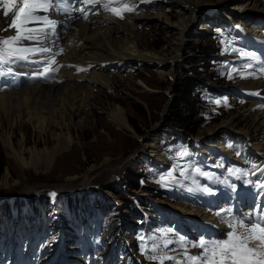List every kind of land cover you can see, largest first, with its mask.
Masks as SVG:
<instances>
[{
  "label": "rangeland",
  "instance_id": "rangeland-1",
  "mask_svg": "<svg viewBox=\"0 0 264 264\" xmlns=\"http://www.w3.org/2000/svg\"><path fill=\"white\" fill-rule=\"evenodd\" d=\"M123 1L128 0H122L114 7L120 13V15L116 16L121 19L133 13V11L125 10V6L131 8L130 2L124 3ZM226 2L228 7L236 3L235 0H226ZM250 3L251 6L253 5L252 7L256 5L264 9V0H250ZM219 6L221 5L215 3L199 8L192 30L190 32L188 30L187 51L177 62H172L169 59L161 66H158L157 63H140L134 66H124L120 69L113 68L114 72L111 75L113 78H110L113 83L111 89L104 87H101V90L98 88L94 89L91 103L93 105L85 109L78 120L75 117L73 119L71 117L70 120L64 119V124H71V126H75L78 121V133L73 126L72 146L56 154L54 158L51 159L48 152L57 146V142L52 140L50 134L46 135L47 142H44V140L40 139L39 132L27 120L21 121L23 124L22 128L19 127L15 130L13 129V131H10L9 128L4 129L5 135H2L1 132L0 138L5 139L7 134H11L16 144L24 140L25 148L22 150H11L0 146V264H32L33 262L42 264V258L48 254L47 250L50 246L48 242L50 239L49 234L51 235L52 233L50 229L54 226L55 222L53 226L52 222L55 216L56 218L59 216L65 219L60 216L62 213L59 214L57 212L55 215L57 209L56 207L52 209L51 201L43 203L48 211L52 209L47 218L44 217L40 199L42 198L43 202L44 198L48 197L47 191L50 192V189H53L52 193H60L58 191L60 190L62 192L76 191L77 194L81 189L88 193L94 188L113 190L117 195L115 200H117L119 205L123 206V210L126 212L125 223L122 227L120 226L122 232L132 241L131 245H133L135 252L139 256H143L144 264H160L161 260H163V264H180L175 259H169L171 256L162 250L169 249L180 242L178 245L180 248L193 247L194 244H197L203 238L197 239L195 237L193 239L186 237L184 231L177 226L175 221L169 222L165 216V221L163 219L162 221L156 220V215L159 214L158 209L163 213H167L165 212V207L169 205L186 207L190 204L177 205L154 201L158 208L153 207L154 213L148 211L144 213L140 208L133 215H130L127 200L134 199L136 193H139V191L132 190L131 185L140 179L139 173L141 169L148 167V165L142 164L152 163L155 166L157 163L153 162L154 159H164L166 166L162 171L158 165L157 167L160 170L154 167L157 171L152 169V174L145 178L148 183L150 184L154 180L152 176L156 174V177L158 176L155 179L157 189L174 188L178 190L187 202L202 203L201 206H196V208L206 209L214 213L219 220H222L221 217H224L225 211L223 213L221 212L223 210L215 211L217 205L212 202V198L209 200L210 205H205V201L208 199L205 188L208 190L210 187H215L217 190L226 191L234 183V178L240 179L245 187L253 191L264 185V159L256 161L247 157V152L251 148L254 149V146L253 142L251 144L247 142L246 145V137L243 134L237 135V137L227 135V144L232 151H237L239 156L235 154V151L233 153L241 163L234 162L228 165L225 158H219V160L216 159L217 161H214L215 164L200 165L197 164L196 160L194 173L187 172L185 171L186 168H184L185 161L190 162V160L188 158L185 159L184 155H187L189 150L182 140L187 142L188 139L198 138L200 134H203V139L206 137H210L209 139L217 138V136L221 137L219 134H212V137L207 133L208 129L216 127L233 117L239 123V130L249 128L251 119L247 113L254 101L261 100L250 89L249 91H252V93H242L247 89L245 86L252 81L264 79V60H260L256 51L249 48L252 46L250 43L246 45L250 32L246 33V35L241 33L244 37L239 35L235 36V38L231 37L229 39L231 43L228 44L224 42L225 39L229 38L225 29L232 31L233 27L231 25L220 26V30L216 28L214 31H219V34L214 33L212 35L202 29L205 21L223 23V20L214 19L215 14L210 13V10ZM145 11L152 14L151 9L147 8ZM161 11L169 20L165 19L166 22L175 24L184 19L183 11L171 4L162 7ZM247 14L248 17L251 15L254 17L255 15L253 12ZM99 17L96 16V18ZM257 18H253V20H257ZM161 22V20L151 19L138 25L144 42L150 45V53L173 48V36ZM206 25L208 24L206 23ZM0 29H4L3 24ZM209 31L212 32L211 30ZM2 35H5L4 30L0 31V38ZM29 46H31L29 42L23 44V48H28ZM216 50L218 52L210 53ZM173 56V54L170 55V57ZM187 77L198 83V85H204L206 89L209 88L213 91L215 88L217 91L214 95L208 94L199 98L197 91L192 90L189 92L191 98L188 99V103H185L186 100H183L182 94L186 91L182 89L184 80ZM45 85L48 86V84ZM7 88L10 87L8 86ZM218 91L221 92L219 99L215 98L218 97ZM117 107H121L126 113V121L129 126L126 129L112 123L110 113ZM191 109H194L195 113L197 109L199 110L198 114L193 116L192 124H189L186 128H179L176 116L178 114L185 115L184 113L188 112V110L192 111ZM57 120L56 122H60L59 119ZM80 121L84 127H79ZM173 130H177L178 135L170 138L172 134H175ZM156 131L157 133L155 134ZM166 133L168 135L164 139L163 148H161L159 140H162L164 137L161 136ZM154 134L158 138V150L153 161L150 158L152 150L146 149L142 155L135 158L134 162H129L128 159L131 156L141 152L143 146H147L154 140ZM157 134L158 136H156ZM102 137L104 139L101 140ZM189 144L191 145V143ZM192 146L194 145H191L192 152H195L200 162L203 163V160L198 156L197 148ZM246 146L247 149L245 151ZM77 147L78 154L69 157L68 154L73 151L72 148ZM158 151L159 155L157 154ZM240 157L246 159V161ZM106 160L110 161L108 166L112 167L105 165ZM140 165H142V168L139 167ZM172 165H175V176L171 172H167ZM187 166L194 167L192 160L191 164L187 163ZM241 166L248 167V169H240ZM162 173L164 174L160 175ZM85 175L90 177V182L84 183L83 177ZM76 176H78V181L71 182V179ZM162 178H168L169 180L167 181L174 182L173 184L169 182L166 184L161 181ZM211 183L217 184L219 187ZM198 186L201 187L199 188ZM151 192L160 195V192L157 193L156 188H153ZM34 194H37V206L41 212L38 217L31 216L30 209L26 204L21 206L24 217L20 218L19 222L14 219V216L12 217V212L9 215L5 204L7 203L10 206L13 197L18 198L21 195L28 197V195L34 196ZM61 195L63 194L61 193ZM72 195L67 194L65 200L67 201L69 196V206L74 208V206L78 205L79 207L81 201L78 196L74 198V195ZM97 195L92 194L90 200L94 206L100 207L98 216L95 217L93 209L86 204L85 208L87 211L85 210L78 216V214H74L73 210L71 219L68 220L72 232V240L68 241V236L66 240V229L62 228L59 232V237H63V244L65 245L66 243V249L69 248L68 251L75 252L67 257L81 259L82 257L80 256H83L89 264H102L101 258L106 252L107 244L112 241L117 243L119 240V230L113 232V227L111 229L116 209H112L110 205L102 206L96 200ZM170 196L175 199L179 198L178 193H170ZM85 201H88L86 197ZM165 201L168 202L167 199ZM58 202H63L64 204V198L62 196L58 197ZM4 209L5 217L2 216ZM226 214L227 220H229L233 214L231 206L226 210ZM192 221L195 227V222L194 220ZM222 221L226 222L224 218ZM163 227L170 228L175 233V236L173 232L166 231ZM160 228L162 229L160 230ZM230 228L229 224H227V229L229 230ZM156 229H158L159 234ZM108 232L115 233V237L112 239L111 236H108L107 243L105 235ZM227 233L229 232H225L224 235L214 237L211 240H226L228 238ZM236 234L239 235L237 231ZM183 237L184 239L182 240ZM92 240L96 244V248L88 246V241ZM138 240L140 241L139 244ZM127 245L129 246V244ZM152 257H155L156 262H153L154 259ZM104 264L138 263L132 256L122 261L116 254V256L111 258L108 257V263Z\"/></svg>",
  "mask_w": 264,
  "mask_h": 264
},
{
  "label": "bare ground",
  "instance_id": "bare-ground-1",
  "mask_svg": "<svg viewBox=\"0 0 264 264\" xmlns=\"http://www.w3.org/2000/svg\"><path fill=\"white\" fill-rule=\"evenodd\" d=\"M120 1L122 0H105L106 5L112 6L110 11L103 4L101 11H97V13L101 12L99 18L95 17L91 22L76 23L67 34L61 35L62 46L65 49L64 55L44 58V61L49 64L63 65L58 77L52 83L48 84V86L41 84L23 86L21 89L0 93V134L2 132V135H5L4 129L9 128L10 131H13V129L15 130L19 127L22 128L23 124L21 121L27 120L39 132L40 139L44 140V142H47L46 135L48 136L49 134L52 140L57 142V146L48 152L51 159L56 154L69 149L73 143L74 125L64 124V119L70 120L71 117L72 119L75 117L78 120L82 116L83 111L93 105L91 103L94 89L98 88L101 90V87L111 89L113 83L110 78H113L111 76L114 72L113 68L120 69L124 66H134L140 63H157L158 66H161L169 59L172 62H177L187 51V39L195 22L196 13L204 5L220 4V8L217 7L210 10V13L215 14L214 19L223 20V23L233 26L239 32H250V41L254 43L255 49L259 52V58L264 60V9L256 5L252 7L250 0H235L236 3L231 7L226 6V0H148V2L128 0L141 13L127 15L122 17L123 19L116 16L113 11L114 6ZM167 4L176 6L183 11L184 19L175 24L166 22L165 19L168 20V18L161 11V8ZM146 8H151L152 14L147 13L145 11ZM249 12L255 13L254 17L252 15L248 17L247 13ZM253 18H257V20H253ZM151 19L161 20V24L169 30L174 40L173 48L150 53V45L144 42L138 25ZM4 22L5 19L0 16V26ZM24 27L21 31L22 36L28 34L23 29H28L29 27ZM202 29L204 30L205 27ZM171 54L174 56L170 57ZM53 59L55 63H51ZM245 87L256 90L264 96V79L251 82ZM247 114L251 119L249 128L239 130V123L233 117L216 127L208 129L207 133L212 137L214 134H219L221 137L217 136V138L213 137L211 139L206 137L203 139V134H200L198 138L188 139L187 143H191L197 148L198 154L203 161L208 158H212L215 161L220 157H224L226 164L230 165L234 162H241L237 157L238 155L236 153L237 156L234 155L233 151L227 148L226 137L227 135L237 137V135L243 134L246 137V142L249 144L253 142L254 146V149L251 148L247 152V157L261 161L264 159V105L262 101L254 102ZM110 118L112 123L120 128L126 129L129 127L126 121V113L121 107L113 109L110 113ZM57 119L60 122H56ZM74 127L78 133V121ZM79 127H84L81 121ZM221 138H223V141ZM102 139L104 138L102 137ZM157 139L155 137L147 146H143V150L131 156L128 161L134 162L135 158L142 155L146 149L152 150L150 153H152L151 157L154 158L158 150ZM0 146L11 150H22L25 148V141L21 140L16 144L13 136L11 137V134H7L5 139L0 138ZM72 150L68 154L69 157L78 154V147L72 148ZM154 163H157L156 166L158 165L161 170L166 166V161L162 158H158ZM105 165H110V161L106 160ZM77 178L78 176L70 178L71 182L78 181ZM90 180L87 175L83 177L84 183L90 182ZM206 192L211 196L212 202L217 205L218 209L226 211L230 205L231 208L235 207L237 213L245 217H248V212L251 210H256L264 215V195H255L250 192L238 179L226 191L210 187ZM52 194H56L54 199H57L59 209L64 211L63 202H58V197H61V195L59 193ZM113 197L111 193L107 195L101 194L97 197L98 202L102 206L110 205L112 209H116L112 227L113 232L119 230V240L117 243L116 241L108 243L109 253L115 252L113 245L124 240L121 237L122 233L119 227L126 219V212L123 210V206L119 205ZM154 203L156 204V202ZM165 208V212L172 213L171 215H173L179 226H183L187 219H192L195 222V228L204 230L208 235H219L227 229L226 222L219 220L214 213L206 209L196 208L192 204L186 207L169 205ZM58 213L60 214L61 212L58 211ZM62 228L66 229L68 234L69 229L66 218L63 219L58 216L51 229L50 239L48 238L50 245L47 250L48 255L42 258V264H89L83 257L81 259L67 257L74 252L68 251L64 247L63 237H59V232ZM67 236L65 237L66 240ZM107 236H111L113 239L115 233H109ZM127 244L129 246L127 245L124 249L121 248L123 256H127L130 251H133L130 242H127ZM250 244L253 247L256 246L253 243ZM106 258L107 256L101 258L102 264L106 263ZM139 262L141 263V260Z\"/></svg>",
  "mask_w": 264,
  "mask_h": 264
},
{
  "label": "snow or ice",
  "instance_id": "snow-or-ice-1",
  "mask_svg": "<svg viewBox=\"0 0 264 264\" xmlns=\"http://www.w3.org/2000/svg\"><path fill=\"white\" fill-rule=\"evenodd\" d=\"M87 3H94V0H87ZM21 6L15 11V15L8 21V28H16V35L0 41L5 47L0 49V63H8L12 61L14 54L17 52H36V49L15 48L13 45L17 44L22 39L35 40V35L22 36L21 26L32 21L43 19L52 28H55V22L49 21L48 17H39L33 15L37 10L55 9L56 0H20ZM0 5L3 6V15L9 17V13L13 12L17 6V0H0ZM107 7V5H105ZM125 10L131 12L133 9L127 8ZM116 15H120L113 9ZM6 29H0L3 31ZM30 33H35L36 29H23ZM38 51L48 52L50 49L41 48ZM7 58V59H6ZM15 59L26 60V56H16ZM34 63H40L35 61ZM55 63V60H51ZM49 66L43 68V72H48ZM264 187V185H261ZM54 195V194H53ZM219 215V214H218ZM223 220V217H221ZM237 218H234L236 221ZM232 231L228 233L226 240L205 241L201 239L193 247L202 249V255L189 256L187 259L192 264H264V215L259 219H253L251 216L239 218L238 222H229ZM244 229L242 235H237L236 230ZM249 243H253L254 247H249ZM155 260V257H152ZM173 259V258H169ZM163 264V260L160 261Z\"/></svg>",
  "mask_w": 264,
  "mask_h": 264
},
{
  "label": "trees",
  "instance_id": "trees-1",
  "mask_svg": "<svg viewBox=\"0 0 264 264\" xmlns=\"http://www.w3.org/2000/svg\"><path fill=\"white\" fill-rule=\"evenodd\" d=\"M204 88V85H198V83L194 82L193 80H191L189 77H187L185 80H184V84H183V89L184 91V94H182L183 96V100L185 99V103H188V99H190V95H189V92H191L192 90H196L197 91V94L199 95L198 93V90L199 89H203ZM188 92V93H187ZM192 111L188 110V112L184 113L185 115H177L176 116V120H177V126L179 128H186L189 124H192V121H193V116H196L199 112V110L197 109V112L195 113L194 112V109H191ZM140 176H139V180H137L135 183H133L131 185V189L132 190H141L142 188L145 189V190H153L154 186L153 184L150 182V185L148 183V181L145 179L148 175L152 174V169L151 167H143L140 171ZM138 177V176H137ZM143 183L145 186H141L139 183ZM107 189V188H106ZM160 190V189H159ZM158 190V191H159ZM160 192L162 193V190H160ZM156 196V195H154ZM158 197V196H156ZM136 200V199H135ZM127 203L128 205L130 204L131 207L134 206V201L133 199L132 200H127ZM138 206V205H137ZM134 207L135 210H138L139 208L138 207ZM139 206H146V204L144 205V203H139Z\"/></svg>",
  "mask_w": 264,
  "mask_h": 264
}]
</instances>
